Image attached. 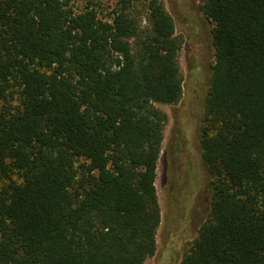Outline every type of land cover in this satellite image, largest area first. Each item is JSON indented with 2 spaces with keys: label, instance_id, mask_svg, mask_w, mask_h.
I'll return each mask as SVG.
<instances>
[{
  "label": "trees",
  "instance_id": "1",
  "mask_svg": "<svg viewBox=\"0 0 264 264\" xmlns=\"http://www.w3.org/2000/svg\"><path fill=\"white\" fill-rule=\"evenodd\" d=\"M0 0V264H144L157 248L182 39L162 0ZM212 190L178 264H264V0H201Z\"/></svg>",
  "mask_w": 264,
  "mask_h": 264
},
{
  "label": "rangeland",
  "instance_id": "2",
  "mask_svg": "<svg viewBox=\"0 0 264 264\" xmlns=\"http://www.w3.org/2000/svg\"><path fill=\"white\" fill-rule=\"evenodd\" d=\"M162 2L182 39L178 63L183 81L177 103L158 104L167 114L155 180L162 216L156 251L144 264L179 263L207 218L212 194L199 144L214 59L212 24L201 11V0Z\"/></svg>",
  "mask_w": 264,
  "mask_h": 264
}]
</instances>
